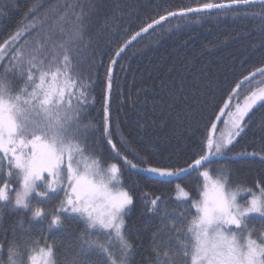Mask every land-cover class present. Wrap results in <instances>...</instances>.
<instances>
[{
  "label": "snow or ice",
  "instance_id": "obj_1",
  "mask_svg": "<svg viewBox=\"0 0 264 264\" xmlns=\"http://www.w3.org/2000/svg\"><path fill=\"white\" fill-rule=\"evenodd\" d=\"M233 5L247 6L243 9L245 16H259L264 34V0L204 3L202 8L187 11H241ZM75 7L81 15L76 16L73 30L63 41L53 43L51 51L43 44L27 47V37L20 43L22 29L0 45V224L5 210L16 209L29 212L33 220H43L48 231L55 226L72 235L66 223L81 224L73 236L74 243L69 245L73 249L70 260L54 255L52 247L33 245L31 264H37L38 260L40 264H134L136 248L131 242L132 229L127 219L132 214L136 193L122 179L116 163L102 167L92 154L94 145L99 143V129L94 123H86L83 114L91 107L93 89L80 79L70 60L73 53L84 55L80 42L85 39L96 4L84 0ZM35 11V7L30 9L29 17ZM66 15L59 17L57 23ZM176 15L169 12L147 23L123 46L109 53L105 69L109 95L113 90V67L125 48L154 25ZM28 27L35 28V20ZM52 39L49 34L48 40ZM88 41L90 44V36ZM120 69L123 70L122 64ZM259 71L264 76V69ZM116 90L119 93V83ZM257 100H264V91L253 93L243 106L237 104L234 112L230 110L218 137L217 124L210 121L204 151L194 163L179 168L138 164L127 156L121 157L108 132V108H104L100 134H107L105 142L111 146L110 151L115 158H122L130 170L169 179L196 177L191 192L175 184L176 202L168 204L160 196L144 200L145 212L159 218L150 242L148 264H264V186L256 194L251 188L236 185L229 163L249 162L247 158L253 163L257 159L264 163V147L259 152H235L231 147L251 123L252 118L245 122V117ZM224 115L221 110L216 121ZM125 146L127 142L122 139L121 147ZM13 183L14 189L10 188ZM242 193L251 194V199H239ZM43 200L58 203L45 213L39 206ZM3 248L0 243V251ZM7 251L4 264H18L14 248Z\"/></svg>",
  "mask_w": 264,
  "mask_h": 264
},
{
  "label": "trees",
  "instance_id": "obj_2",
  "mask_svg": "<svg viewBox=\"0 0 264 264\" xmlns=\"http://www.w3.org/2000/svg\"><path fill=\"white\" fill-rule=\"evenodd\" d=\"M83 2L0 0V45L17 29H22L20 43L27 37V47L43 44L51 51L53 43L63 41L73 30L76 16L81 15L75 5ZM93 2L96 8L90 17L85 39L80 42L84 55L73 53L70 60L80 79L93 89L89 101L91 107L83 114L86 123H94L99 129V143L94 145L92 154L100 160L102 167L116 163L122 179L136 193L127 223L132 229L131 242L136 248L134 264H148L150 242L159 226V218L145 212L144 200L160 196L166 198L168 204L176 202L175 184L179 183L191 192L196 177L169 182L130 170L122 158H115L114 152L110 151L111 146L105 142L107 134H100L104 126V108H108V132L112 134V142L117 144V151H121V157L127 156L134 163L150 166L187 167L204 151L209 122H216L229 97L238 90L245 98L264 87V76L259 71L264 69V34L259 16L243 14L247 6L235 7L241 9L239 12L222 9L163 20L133 40L121 53V58H117L112 73L113 90L109 95L105 80L109 53L123 46L141 27L169 12L200 7L204 3H228V0ZM33 7L36 11L29 17ZM249 11L259 12V9ZM65 13V19L57 23ZM33 20L36 27L29 28ZM49 34L53 38L51 41L48 40ZM91 48L97 50L91 52ZM60 64H63L62 58ZM262 105L264 101L246 116L245 122L252 118L251 123L231 146L235 152H259L264 147ZM122 139L127 142L123 148ZM247 159L249 162H229L231 179L236 185L258 191L264 186V163L259 159L254 163L251 158ZM14 187V183L10 184V188ZM34 199L40 200L38 197ZM57 203L56 200H43L39 206L49 213ZM80 227L81 224L69 221L66 228L72 235L55 226L48 231L47 223L41 219L33 220L23 209L5 210L0 224V243L4 245L0 251V264L7 261L10 247L16 252L14 259L18 264H31L29 257L33 245L52 247L54 255L70 260L73 249L69 245L74 243L73 236Z\"/></svg>",
  "mask_w": 264,
  "mask_h": 264
},
{
  "label": "rangeland",
  "instance_id": "obj_3",
  "mask_svg": "<svg viewBox=\"0 0 264 264\" xmlns=\"http://www.w3.org/2000/svg\"><path fill=\"white\" fill-rule=\"evenodd\" d=\"M261 91H264V87H261V88H259V89H256L255 91H253V92H251L249 95H247L245 98H243V96L240 94V92L238 91V90H236L235 92H234V94H233V96L231 97V99L228 101V103H227V107H225L224 108V113H225V115L224 116H221L220 118V123H218L217 121L215 122L216 124H217V133H216V136L218 137L219 136V133H220V131H222V130H224V124H223V122L225 121V120H227V118H228V113H229V111L231 110V111H235V106L237 105V104H239L240 106H243V104L245 103V101L248 99V97H250L253 93H259V92H261ZM241 98H243V99H241ZM264 100H257V102H256V104L254 105V107L253 108H255L256 106H258L261 102H263ZM252 108V109H253ZM251 112V111H250ZM249 112V113H250ZM248 113V114H249ZM246 118V117H245ZM221 123H222V125H221ZM98 159V158H97ZM99 160V159H98ZM100 161V160H99ZM102 166V165H101ZM202 179V178H201ZM253 192H255L256 194H259V192L258 191H253ZM239 199H241V200H244V199H251V194H249V193H242L241 194V196L240 197H238ZM37 264H40V261L38 260L37 261Z\"/></svg>",
  "mask_w": 264,
  "mask_h": 264
},
{
  "label": "water",
  "instance_id": "obj_4",
  "mask_svg": "<svg viewBox=\"0 0 264 264\" xmlns=\"http://www.w3.org/2000/svg\"><path fill=\"white\" fill-rule=\"evenodd\" d=\"M233 8L235 7H243L242 5H233L232 6ZM195 8H202V6L200 7H195ZM218 9H212V10H202L201 12H188L187 10H183V11H179V12H176L177 15L176 16H183V15H189V14H193V13H207V12H212V11H217ZM219 10H222V9H219ZM181 13H183V15H181ZM176 16H168L167 19L169 18H172V17H176ZM162 22V21H161ZM137 173H140V174H143V175H146L148 177H151V178H154V179H157V180H161V181H169V182H177L181 179H183L185 176H179V177H176V178H173V179H169V178H163V177H160V176H156V175H152V174H147V173H144V172H137Z\"/></svg>",
  "mask_w": 264,
  "mask_h": 264
}]
</instances>
